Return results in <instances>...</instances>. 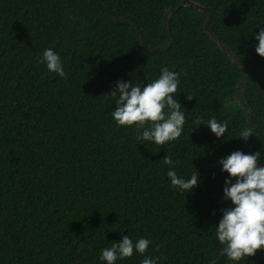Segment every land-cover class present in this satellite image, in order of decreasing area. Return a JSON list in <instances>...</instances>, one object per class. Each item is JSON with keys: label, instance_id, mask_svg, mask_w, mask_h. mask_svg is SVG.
I'll return each instance as SVG.
<instances>
[{"label": "trees", "instance_id": "trees-1", "mask_svg": "<svg viewBox=\"0 0 264 264\" xmlns=\"http://www.w3.org/2000/svg\"><path fill=\"white\" fill-rule=\"evenodd\" d=\"M0 0V264H104L127 235L151 240L115 264H209L233 151L264 164V0ZM59 54L66 79L38 62ZM180 72L182 135L162 147L116 127L118 81ZM187 96L194 97L191 101ZM205 123L227 122L217 139ZM198 127V128H197ZM253 135L245 143L240 131ZM196 171L184 193L167 178ZM178 162V163H176ZM234 182V181H233ZM217 264H230L220 257ZM240 264H264V251Z\"/></svg>", "mask_w": 264, "mask_h": 264}, {"label": "clouds", "instance_id": "clouds-1", "mask_svg": "<svg viewBox=\"0 0 264 264\" xmlns=\"http://www.w3.org/2000/svg\"><path fill=\"white\" fill-rule=\"evenodd\" d=\"M254 38L258 41L255 53L264 58V28ZM38 62L46 66L48 73L67 78L60 56L53 49H45ZM180 75L164 67L158 78L146 84L118 81L116 88L105 95L115 98L116 107L110 114L116 127L134 128L138 133L137 141H149L159 147L177 140L186 122L185 111L175 98ZM186 98L191 101L194 97ZM193 123L198 127L206 125L217 139L225 135L228 127L226 121L218 122L215 117L207 123L197 117ZM250 136L254 135L249 127L239 133V139L245 143ZM260 155V152L245 154L237 150L218 161L221 172L228 174L223 199L230 201L231 207L221 210L222 218L215 227L220 251L209 264H217L220 257H225L230 264H240L255 256L258 250L264 251V164L259 162ZM162 161L170 168L167 178L171 188L188 193L198 185L196 171L189 179H184L177 175L170 156L166 155ZM150 244L149 239L139 238L134 242L125 235L119 242L111 243V247L102 249L99 259L104 264H115L117 260L131 258L134 253L144 256ZM141 264H157V259L145 257Z\"/></svg>", "mask_w": 264, "mask_h": 264}, {"label": "water", "instance_id": "water-1", "mask_svg": "<svg viewBox=\"0 0 264 264\" xmlns=\"http://www.w3.org/2000/svg\"><path fill=\"white\" fill-rule=\"evenodd\" d=\"M185 3L193 4V6L197 7L198 9L202 10L203 8L195 3H193L191 0H184Z\"/></svg>", "mask_w": 264, "mask_h": 264}]
</instances>
